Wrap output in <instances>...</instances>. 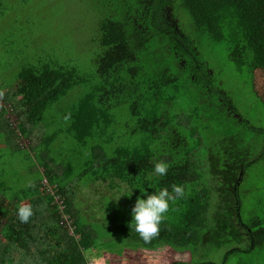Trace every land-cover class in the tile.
<instances>
[{
  "label": "trees",
  "instance_id": "16d2710c",
  "mask_svg": "<svg viewBox=\"0 0 264 264\" xmlns=\"http://www.w3.org/2000/svg\"><path fill=\"white\" fill-rule=\"evenodd\" d=\"M95 1L102 14L94 75L99 83L67 114L72 159L81 163L72 170L70 162L64 168L52 158L51 146L63 131L39 137V179L10 200L0 190V264H89L95 250L123 257L168 248L194 258L202 246L206 254L227 250L225 264H253L254 251L264 254V210L254 204L246 209L244 198L253 192L256 199L258 186L244 191L241 185L252 169L264 167V0ZM184 12L194 34L183 29ZM202 42L210 44L206 54ZM211 50L226 58L238 86L254 98L248 118L211 64ZM19 79L8 95L17 124L9 111L0 121L32 147L38 128H46L44 113L88 80L72 67L50 63L25 68ZM117 108H127L131 121L120 135L110 115ZM252 110L260 111V120ZM161 161L167 174L155 176ZM185 172L194 178L184 182ZM99 182L129 189L124 205L107 204L118 220L111 243L100 241L74 205L76 186ZM174 185L185 195L170 204L158 236L145 243L129 227L137 197ZM25 202L33 215L22 223L17 209ZM67 215L72 234L62 225ZM243 232L249 248L238 242Z\"/></svg>",
  "mask_w": 264,
  "mask_h": 264
},
{
  "label": "rangeland",
  "instance_id": "374dc122",
  "mask_svg": "<svg viewBox=\"0 0 264 264\" xmlns=\"http://www.w3.org/2000/svg\"><path fill=\"white\" fill-rule=\"evenodd\" d=\"M184 16H186L184 31L186 34H194L189 16L185 12ZM101 18L102 14L95 0H0V115L3 111H9L7 117L16 126V117L10 113L12 109L8 95L17 91L20 74L29 66L50 63L72 67L88 80L85 85L77 88L75 93L72 92L70 96L62 98L44 113L42 121L46 123V128H38V136L32 147H27L30 144L29 139L19 142L18 133L5 129L0 121V190L8 191V200L23 194L30 188L29 185L32 187L40 177L38 161L40 157L37 159L36 152L38 150V155L44 147L37 148L39 137L44 139L46 136H52L54 132L59 134L58 132L63 131L60 140L58 139L55 145L51 146L52 158L64 168H68V162H70L71 169L78 170L81 160L77 162L72 159L75 144L73 135L66 132V129L72 125V118L67 114L73 111L72 108L78 100L91 94L99 83L94 75L96 55L100 51L97 41L100 36ZM199 47L206 54L205 50L210 47V44L202 42ZM207 53H211V64L216 69L217 75L224 78L223 81L229 89H233V93L229 92L231 97L237 99L242 113L248 118L250 101L254 98L238 86L231 74L228 61L222 54L215 50L207 51ZM186 102L191 103L189 99H186ZM255 103L256 100L253 105ZM261 107L259 106L258 109ZM250 113L257 119L260 118V111L259 115L253 110ZM110 115L114 121L112 127L116 130L119 128L118 135L124 132V127L131 124L127 108H117L111 111ZM262 120L264 123V118ZM77 173L72 175L71 181L79 179ZM156 175L159 174L156 173ZM181 176L184 182H189L194 178L193 173L187 172ZM256 185L258 186L257 198L254 199L253 192L251 195L248 192L244 198V204L249 210L250 208L255 209L254 206L264 210V167L252 169L246 181L241 185V189L250 191ZM74 191L77 195L74 205L79 212V217L97 230L100 241L114 242L112 229L118 220L113 209L107 207V204L124 205L129 189L123 186L121 190H113L109 182H99L90 186L85 185V187L76 186ZM24 204L29 205L28 202L22 205ZM67 218L69 220L70 216L67 215ZM72 227L73 221L70 218L68 228L71 234ZM238 240L243 248H249L251 245L246 232H243ZM204 249L207 248L200 247L194 258L190 252H172L168 248L153 252L143 251L142 254L127 251L123 257L118 253L112 256V251L107 253L95 250V255L89 256L88 261L89 264H172L174 262L225 264L224 258L227 250L206 254L203 252ZM221 253L223 258L220 257ZM251 259H253V264H264V254H259L258 251L252 253Z\"/></svg>",
  "mask_w": 264,
  "mask_h": 264
},
{
  "label": "clouds",
  "instance_id": "9594fccd",
  "mask_svg": "<svg viewBox=\"0 0 264 264\" xmlns=\"http://www.w3.org/2000/svg\"><path fill=\"white\" fill-rule=\"evenodd\" d=\"M154 167L157 174L165 176L169 166L167 163L161 161L157 162ZM29 187H31V185H29ZM131 193L128 195H131ZM184 195L185 190L181 185H174L171 191L167 188H163L152 194L144 192L141 197H137L136 203L132 208V219L129 227L133 229L145 243L150 242L158 236L160 224L164 220L165 214L168 213L170 204ZM17 215L22 223H27L33 215L32 206L28 204L19 206ZM65 218L66 220L68 219L67 217ZM64 222L65 220L62 222V225L69 229L68 226L70 224H63Z\"/></svg>",
  "mask_w": 264,
  "mask_h": 264
},
{
  "label": "built area",
  "instance_id": "2783aa9c",
  "mask_svg": "<svg viewBox=\"0 0 264 264\" xmlns=\"http://www.w3.org/2000/svg\"><path fill=\"white\" fill-rule=\"evenodd\" d=\"M63 224H70V221L67 219Z\"/></svg>",
  "mask_w": 264,
  "mask_h": 264
}]
</instances>
